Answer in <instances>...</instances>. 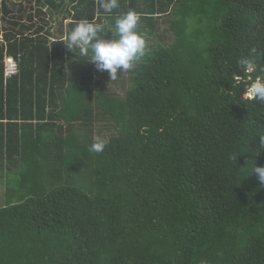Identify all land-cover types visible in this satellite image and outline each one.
<instances>
[{
  "label": "trees",
  "instance_id": "obj_1",
  "mask_svg": "<svg viewBox=\"0 0 264 264\" xmlns=\"http://www.w3.org/2000/svg\"><path fill=\"white\" fill-rule=\"evenodd\" d=\"M101 2L0 0V264H264V102L248 94L264 0ZM130 10L145 37L159 17L173 35L147 41L122 96L64 42Z\"/></svg>",
  "mask_w": 264,
  "mask_h": 264
},
{
  "label": "clouds",
  "instance_id": "obj_2",
  "mask_svg": "<svg viewBox=\"0 0 264 264\" xmlns=\"http://www.w3.org/2000/svg\"><path fill=\"white\" fill-rule=\"evenodd\" d=\"M119 7L118 0H102L101 8L105 14L111 15ZM139 14L130 10L115 18L114 24L96 23L93 20L80 21L69 33L65 43L68 52L80 58L88 56L86 61L95 65L101 72H108L110 80L133 68L146 54V37L138 31ZM112 34V39L106 38ZM241 68L251 69L254 62L249 57L238 61ZM248 94L264 102V76L256 78L248 88ZM259 145L264 148V136L259 137ZM106 146L103 139H97L91 145V151L102 152ZM254 174L264 183V166H255Z\"/></svg>",
  "mask_w": 264,
  "mask_h": 264
},
{
  "label": "rangeland",
  "instance_id": "obj_3",
  "mask_svg": "<svg viewBox=\"0 0 264 264\" xmlns=\"http://www.w3.org/2000/svg\"><path fill=\"white\" fill-rule=\"evenodd\" d=\"M14 1H16V0H14ZM17 2H19V0H17ZM24 3H25V6L28 8L29 5H30V2L26 1ZM170 19H171L170 17H167V18L159 17L158 22L160 24V32L154 31L153 33L149 34V32H148L149 28L143 27L142 28L143 33L149 35L148 37H146L147 41L150 42V43H153V38H160L159 37L160 34H166V36L168 37V33H170L169 35L172 36L173 33L168 30V25L171 22ZM69 21H70L69 18L64 20L65 26H67ZM1 24L6 26L4 21ZM171 40H172V37H168V38L165 39L164 42L167 43V42H169ZM74 72L80 73V70H74ZM105 74H107V73H105ZM129 75H130V73H129V70H128V71L124 72L123 74L119 75L116 80L111 81L110 77H109V74L104 76V75L97 74L95 69L93 70V76H94L95 79L100 80V81H107V85H108L110 91L112 93L120 94L122 96L125 95V90L127 89L128 84L131 83L130 80L128 79ZM103 123H101L100 125L97 124L95 129H94L95 131H92L94 137L95 136H96V138H99L100 136L107 137L110 134L111 127H104L102 125ZM98 126H101V130L100 131H99L100 128H98ZM89 132L91 133V130ZM6 189H7L6 183H5L4 179H2L0 177V203H3L4 200H5Z\"/></svg>",
  "mask_w": 264,
  "mask_h": 264
},
{
  "label": "built area",
  "instance_id": "obj_4",
  "mask_svg": "<svg viewBox=\"0 0 264 264\" xmlns=\"http://www.w3.org/2000/svg\"><path fill=\"white\" fill-rule=\"evenodd\" d=\"M5 63H6L5 64V76L6 77H10L13 74L17 73V71H18V63L13 57L8 56L6 58V62Z\"/></svg>",
  "mask_w": 264,
  "mask_h": 264
}]
</instances>
